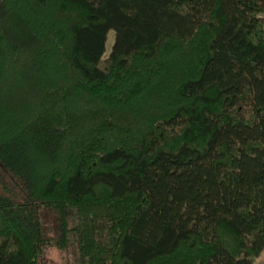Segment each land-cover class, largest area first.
Masks as SVG:
<instances>
[{"label":"trees","instance_id":"16d2710c","mask_svg":"<svg viewBox=\"0 0 264 264\" xmlns=\"http://www.w3.org/2000/svg\"><path fill=\"white\" fill-rule=\"evenodd\" d=\"M67 245L264 253V0H0V264Z\"/></svg>","mask_w":264,"mask_h":264},{"label":"rangeland","instance_id":"374dc122","mask_svg":"<svg viewBox=\"0 0 264 264\" xmlns=\"http://www.w3.org/2000/svg\"><path fill=\"white\" fill-rule=\"evenodd\" d=\"M113 31L109 32V39L107 42V51L110 49L113 41ZM43 228L46 237H57L58 232L56 231L57 217L52 218L43 215ZM78 251L76 253L75 247L67 245L64 248H57L53 246L45 247L41 255V264H80L79 263ZM264 258V253H261L254 261V264H259Z\"/></svg>","mask_w":264,"mask_h":264}]
</instances>
